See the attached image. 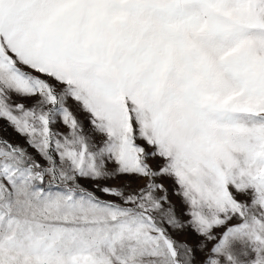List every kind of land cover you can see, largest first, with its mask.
<instances>
[{
    "label": "snow or ice",
    "instance_id": "1",
    "mask_svg": "<svg viewBox=\"0 0 264 264\" xmlns=\"http://www.w3.org/2000/svg\"><path fill=\"white\" fill-rule=\"evenodd\" d=\"M0 264H264V0H0Z\"/></svg>",
    "mask_w": 264,
    "mask_h": 264
}]
</instances>
